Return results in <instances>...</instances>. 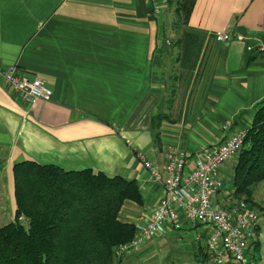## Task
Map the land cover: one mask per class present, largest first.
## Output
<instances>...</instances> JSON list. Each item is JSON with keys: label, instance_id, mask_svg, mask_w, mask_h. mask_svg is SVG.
Listing matches in <instances>:
<instances>
[{"label": "crops", "instance_id": "crops-1", "mask_svg": "<svg viewBox=\"0 0 264 264\" xmlns=\"http://www.w3.org/2000/svg\"><path fill=\"white\" fill-rule=\"evenodd\" d=\"M152 5L0 0V67L17 65L52 91L48 102L25 104L0 78V181L9 216L13 167L33 162L135 181L142 204L126 201L120 220L148 221L163 191L138 154L162 168L166 152L193 156L250 129L264 102V0H195L186 25L176 6L154 17ZM216 33L233 39L218 43ZM234 164L220 169L218 202L232 194ZM188 232L144 238L121 264H140L152 239L168 244ZM205 243L185 251L192 259L182 264H203Z\"/></svg>", "mask_w": 264, "mask_h": 264}, {"label": "trees", "instance_id": "trees-1", "mask_svg": "<svg viewBox=\"0 0 264 264\" xmlns=\"http://www.w3.org/2000/svg\"><path fill=\"white\" fill-rule=\"evenodd\" d=\"M194 1H170L183 25ZM12 174L15 212L0 228V264H121L114 250L133 240L136 229L119 219L120 209L126 201L142 204L135 181L33 162L15 165ZM261 182L264 102L254 110L233 166L230 199L252 202L251 187Z\"/></svg>", "mask_w": 264, "mask_h": 264}, {"label": "built area", "instance_id": "built-area-1", "mask_svg": "<svg viewBox=\"0 0 264 264\" xmlns=\"http://www.w3.org/2000/svg\"><path fill=\"white\" fill-rule=\"evenodd\" d=\"M152 2L154 17H159L169 4V0ZM213 38L218 43H228L233 36L216 33ZM0 78L25 104L51 99L52 91L44 82L36 77L27 78L17 65L0 67ZM229 128L227 123L223 131ZM246 134L244 130L232 133L218 145L204 147L193 156L183 151L166 152L162 168L138 154L143 169L162 188L163 198L150 220L134 224L135 241L118 246L115 259L130 255L144 238L162 236L167 230L181 232L201 227L194 243L206 242L204 250L210 264H252L250 251L259 235V214L244 201H233L230 196L225 201L216 200L224 187L220 169L228 162L235 163Z\"/></svg>", "mask_w": 264, "mask_h": 264}, {"label": "rangeland", "instance_id": "rangeland-1", "mask_svg": "<svg viewBox=\"0 0 264 264\" xmlns=\"http://www.w3.org/2000/svg\"><path fill=\"white\" fill-rule=\"evenodd\" d=\"M170 1L171 0H169L168 6H170ZM175 19L176 18L173 17L174 22ZM227 186L231 190L232 186L230 182L229 184H227ZM251 189H252V199H251L252 202H248V203L245 201L244 202L247 203L250 208H253L260 216L258 221L259 233H260L258 242L260 247L258 246L255 247L256 246L255 245L254 246L255 248H253L250 251L251 260L252 263L264 264V183L261 182L255 186H252ZM8 199L9 196H7V190L2 185V181H0V200L4 201V203L0 202V228L10 223L13 220V217L9 216L10 211H8L7 209ZM121 209L119 212V219H120ZM20 221L24 226L28 225L26 220L20 219ZM201 231L202 228L197 227L195 230H193V232H188V235L186 236L176 237L174 241H168V244L167 243L161 244L160 240L155 241L154 239H152L154 243L151 249H149L147 252L146 251L143 252V254L136 259L139 260L140 264H182L183 261H190L192 258L189 259V256L186 252L187 250L194 248V245H196L194 243V237L196 236L197 233H200ZM148 240L150 241L151 239H147L145 240V242H147ZM134 241H135V236L133 240H131L126 244H131ZM208 261L209 260L207 258V260H205L203 264H208ZM187 264H194V263H187Z\"/></svg>", "mask_w": 264, "mask_h": 264}]
</instances>
